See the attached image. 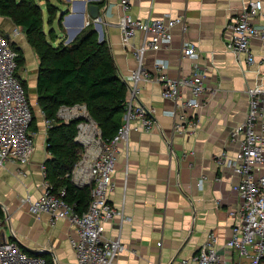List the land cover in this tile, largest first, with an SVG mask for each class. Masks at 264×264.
<instances>
[{
  "label": "crops",
  "instance_id": "obj_1",
  "mask_svg": "<svg viewBox=\"0 0 264 264\" xmlns=\"http://www.w3.org/2000/svg\"><path fill=\"white\" fill-rule=\"evenodd\" d=\"M62 1L61 12L76 16L49 27V32L54 29L51 40L58 44L67 36L65 42L69 43V38L74 40L93 23L99 36L102 33L109 42L125 80L138 64L135 50L143 35L138 33L130 44L123 42L119 20L124 9L120 0H98L102 2L100 28L89 14V4L95 0H86L85 17L89 24H82V16L77 15L82 9L75 7L76 1L83 0ZM248 1L133 0L131 12L141 19L166 15L185 19L186 26L176 24L160 49L147 51L145 66L155 71L156 60L162 58L169 62L170 75L179 76L193 72L198 62V71L207 73L209 87L202 97V106L192 111L198 120L195 131L178 133L172 114L175 101L162 96L160 82H142L140 100L156 108L157 125L152 131L134 129L120 145L116 188L110 200L132 219L116 218L108 225L107 236H121L126 246L115 264H169L175 257L193 255L210 230L218 234L223 247L233 225L240 221L242 198L236 185L241 175L230 167H220L216 158L224 151L232 156L239 151L240 140L232 137V130L246 116L248 86L264 74V39L252 41L257 56L253 64L246 62L245 55L238 56L227 48L231 35L228 24ZM253 20L264 26V13ZM16 27L21 28L19 34L14 33ZM0 29L29 54L32 76H25L30 89L27 93L35 110L37 136L41 137L28 164L0 163L2 238L16 237L30 254L44 255L52 264H78L69 240L73 230L70 220L60 219L53 224L48 213L38 217L30 211L29 202L21 199L28 194L32 199L40 195L42 165L47 166L46 160L52 156L47 145L46 114L37 92L41 60L24 28L11 17L0 14ZM184 41L197 45L198 59L183 55Z\"/></svg>",
  "mask_w": 264,
  "mask_h": 264
},
{
  "label": "built area",
  "instance_id": "obj_2",
  "mask_svg": "<svg viewBox=\"0 0 264 264\" xmlns=\"http://www.w3.org/2000/svg\"><path fill=\"white\" fill-rule=\"evenodd\" d=\"M133 0H120L124 12L119 20L123 42L130 44L142 33V41L136 46L137 66L125 81L128 86L123 121L111 138L103 136L100 124L84 102L63 103L57 114L63 121H77L75 140L80 145L78 160L67 173L79 187L89 186L90 203L80 211L65 198V188L55 189L43 168L41 193L36 199L28 194L21 199L29 202L32 213L41 217L48 213L55 224L60 219H69L72 232L69 236L76 251L78 264H115L126 246L121 236H107V228L116 218L131 220L123 209L111 200L116 188L115 172L120 145L136 130L152 131L157 121L156 108L140 100L143 81L156 80L163 86L162 96L175 101L172 111L174 129L178 133L195 131L198 120L192 112L202 106V97L208 89L207 73L194 71L172 76L169 62L156 60L155 71L145 66L148 50H158L169 38L176 24L184 27L183 16L141 19L131 12ZM262 0H249L238 15L228 24L231 35L227 48L236 55H245L249 64L257 61L252 47L255 38L264 39V26L253 20L264 12ZM89 24V22H87ZM16 27L14 33L19 34ZM183 55L198 59L200 51L191 41H184ZM18 51L11 37L0 29V163L15 161L28 164L36 150L37 131L32 127L34 110L27 90L17 74ZM187 89L189 93H187ZM249 106L243 121L234 127L232 137L240 140V149L235 155L222 152L216 161L220 167H230L241 175L236 185L241 198V219L232 227L230 237L220 247L218 234L210 230L207 239L191 256L175 257L169 264H262L264 260V74L247 88ZM48 128L52 120L46 117ZM204 178L200 180L202 185ZM4 225L0 219V264H48L44 255L30 254L16 238H2Z\"/></svg>",
  "mask_w": 264,
  "mask_h": 264
},
{
  "label": "trees",
  "instance_id": "obj_3",
  "mask_svg": "<svg viewBox=\"0 0 264 264\" xmlns=\"http://www.w3.org/2000/svg\"><path fill=\"white\" fill-rule=\"evenodd\" d=\"M47 1L52 23L62 8ZM0 14L11 17L24 28L41 60L38 100L46 117L52 120L47 144L52 156L46 160L47 177L56 190L65 188V198L77 209L86 210L91 199L89 186L79 187L67 176L75 166L81 148L75 140L77 121H63L57 111L63 103L84 102L100 124L103 136L111 138L123 121L127 83L120 75L109 42L106 39L100 41L93 23L69 43L65 38L55 44L50 39V36L53 39L54 29L49 35L46 33L44 11L37 0H0ZM62 20L63 16H60L58 23L61 24ZM17 60L18 64L23 60L22 53H18ZM32 127L37 131L35 114ZM2 215L0 205V219ZM47 261L52 264L48 258Z\"/></svg>",
  "mask_w": 264,
  "mask_h": 264
},
{
  "label": "rangeland",
  "instance_id": "obj_4",
  "mask_svg": "<svg viewBox=\"0 0 264 264\" xmlns=\"http://www.w3.org/2000/svg\"><path fill=\"white\" fill-rule=\"evenodd\" d=\"M37 1L40 3L41 7L42 6L44 7V8L42 7L43 11H44V20H45L44 29H46L45 31L49 35V30L48 29L52 25L56 26L58 24L59 17L61 15V10L55 14L54 20H51L52 23H50V21H49L50 14H49V12L47 10L48 1L47 0H37ZM49 2L57 3L59 5V7L63 8V6H62L63 1L62 0H49ZM63 21H64V17H63V20L61 21V24H63ZM24 33H26V32H24ZM66 38H67V36H66ZM50 39H51V36H50ZM13 47L18 51V53H22V55H23V60H21L19 62V64H18L17 73L22 78L24 77V83H25L26 90L30 94L29 83H28V80L25 78V76L26 77L32 76V75H30L31 72H30V68H29V65H28V55L29 54H28V52L25 49H23L20 45H16L14 42H13ZM79 101H81V100H79ZM34 112H35V110H34ZM39 138H41V137H39V135L36 136V146L38 145V141H39L38 139Z\"/></svg>",
  "mask_w": 264,
  "mask_h": 264
},
{
  "label": "water",
  "instance_id": "obj_5",
  "mask_svg": "<svg viewBox=\"0 0 264 264\" xmlns=\"http://www.w3.org/2000/svg\"><path fill=\"white\" fill-rule=\"evenodd\" d=\"M98 0H95V2L89 4V14L90 16L94 19V22L96 24V26H98L99 28L101 27V23H100V19L102 18L101 13H100V4L97 2ZM75 7L82 9V11H80L79 13H77V15H81L82 16V24H86V17H85V10L87 7V1L83 0V1H76ZM61 16L64 17V21L69 22L73 16L76 15H70V14H65L64 11L61 12ZM97 29V27H95ZM100 41L103 40V35L102 33L99 36ZM69 41H72L71 38L68 39ZM38 254V253H37Z\"/></svg>",
  "mask_w": 264,
  "mask_h": 264
}]
</instances>
